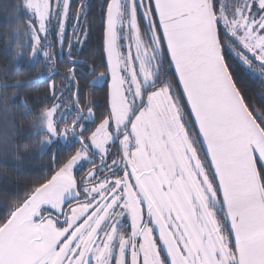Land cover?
<instances>
[{"label": "snow or ice", "instance_id": "obj_1", "mask_svg": "<svg viewBox=\"0 0 264 264\" xmlns=\"http://www.w3.org/2000/svg\"><path fill=\"white\" fill-rule=\"evenodd\" d=\"M22 7L17 54L70 65L30 135L65 148L3 204L0 264H264V103L241 87L264 82V0H101L99 114L73 57L89 0Z\"/></svg>", "mask_w": 264, "mask_h": 264}, {"label": "trees", "instance_id": "obj_2", "mask_svg": "<svg viewBox=\"0 0 264 264\" xmlns=\"http://www.w3.org/2000/svg\"><path fill=\"white\" fill-rule=\"evenodd\" d=\"M22 4L23 0H0V84L27 82L20 87L0 90V214L3 213L4 203H11L18 194L22 195L27 181L46 171L53 150L60 152L65 148L45 146L46 152L41 153L39 135H30L33 117L39 114L44 104L49 103L44 99L49 82L55 80L57 85L60 84L56 76V44L53 45L54 63L44 62L42 59L33 63L24 48L19 50L18 55L15 42L8 39L17 27V16L21 19L27 18L23 13ZM52 39L55 40V35ZM92 59L96 61L97 66L101 62L102 55L98 56L97 47H94ZM64 66L66 73L68 63ZM49 70L52 73L48 75ZM61 80H65L64 75ZM88 81L85 79L84 83L79 85L85 86ZM241 87L247 91L253 103H264L261 100L264 96V82L258 73L257 78L244 76ZM83 90H86V87ZM83 97L90 99L94 105L101 103L105 108L106 93L92 98ZM99 113L100 111H97V114ZM24 145L28 146L27 150Z\"/></svg>", "mask_w": 264, "mask_h": 264}, {"label": "flooded vegetation", "instance_id": "obj_3", "mask_svg": "<svg viewBox=\"0 0 264 264\" xmlns=\"http://www.w3.org/2000/svg\"><path fill=\"white\" fill-rule=\"evenodd\" d=\"M89 3L91 4V10L89 11L88 14V20L89 21H95V23L92 24V30L89 34V38L87 41V44L80 48L79 51H77L75 48L73 49V57L77 61H83L84 63H78L77 68H78V76L77 79L79 83H84L85 79L88 81L85 86H80V92L82 96H85L87 98L93 97V96H99L104 93H107L108 89V84L105 83L104 81H101L98 84H93V79L94 77L99 75L100 71H103L102 68H99L98 71L92 72L89 74V68L92 67L93 65H96V61L92 59L93 57V52H94V47H97V54L98 56H101V16L99 13V4L101 3V0H89ZM56 56H57V61H56V76L58 79L59 84H61L62 76L65 73V64L68 63V58L66 55V51H61L59 49V45L56 44ZM99 66V65H98ZM97 66V67H98ZM86 90H83L85 89ZM95 111H104V106L100 103L98 105V108L95 109ZM106 114V113H104Z\"/></svg>", "mask_w": 264, "mask_h": 264}, {"label": "rangeland", "instance_id": "obj_4", "mask_svg": "<svg viewBox=\"0 0 264 264\" xmlns=\"http://www.w3.org/2000/svg\"><path fill=\"white\" fill-rule=\"evenodd\" d=\"M24 50H26V55H28L27 57L31 60V62L34 63V62L39 61L40 59H42L44 62H47L46 60H44L42 54L39 55V56H37V57L30 58V49H25V48H24ZM49 71H50V70H49ZM50 73H52V71L48 72V75H49ZM46 146H47V147H64L65 145H64V143H63L62 141H56V142H54L53 144H51V145H46Z\"/></svg>", "mask_w": 264, "mask_h": 264}]
</instances>
